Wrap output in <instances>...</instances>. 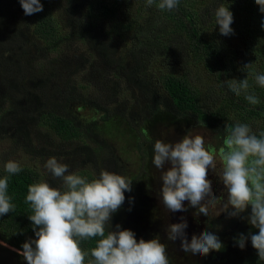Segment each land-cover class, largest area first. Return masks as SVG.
<instances>
[{
  "label": "trees",
  "instance_id": "trees-1",
  "mask_svg": "<svg viewBox=\"0 0 264 264\" xmlns=\"http://www.w3.org/2000/svg\"><path fill=\"white\" fill-rule=\"evenodd\" d=\"M53 1L41 0L43 11L26 16L19 0H0V102H5L0 110V134L21 142L32 156H43L41 148H34L32 129L49 126L60 140L72 145L68 152L72 158L62 162L68 165L69 171L79 157L91 164L95 157L100 159L106 155V166L101 167L103 162L93 163L95 171L79 174L91 181L99 178L104 168L111 173L121 171L113 152L100 137L104 125L121 118L145 122L167 113L178 120L206 127L214 133L220 147L228 128L237 123L252 127V116L262 120L260 131L264 132V87L248 80L249 94L256 95L260 101L257 105L249 104L244 93L236 96L230 90L232 79L247 78L244 66L250 59L242 48L229 45L227 36L221 35L215 22V10L221 4L228 6L233 14L232 35L241 33V39L247 45H258L255 56L264 73V28L261 26L264 13L260 12L255 0H207L201 3L179 0L178 6L171 11L160 10L157 7L160 0H155L152 6H147L146 0H78L77 3L75 0H56L60 7L64 4V13L59 19L51 15ZM211 1L213 3L209 4ZM117 18H121L117 31L104 32L103 24ZM60 25L71 31H61ZM122 27L134 37L133 45L125 50H120L111 39ZM73 41L85 48L76 60L50 57L59 53L66 42ZM161 55L181 71H167L155 76L150 61ZM239 56L243 57V63ZM84 64L92 72L111 70L118 74L138 92L137 103L130 107L125 104L111 107L88 97L73 80ZM198 64L208 67L216 84L218 109L204 108L203 94L195 80L189 78L187 67ZM77 106L80 112L89 107L99 117L84 121L80 113L79 116L76 113ZM254 133L259 135L260 132ZM21 169L12 175L0 170V178L9 177L8 195L15 205L13 211L0 216V241L22 252L26 241L36 239L33 222L29 219L31 206L25 202L28 186L43 180L62 189L63 181L49 172L44 174L28 167ZM132 193L133 190L124 193L125 200ZM246 211L251 214V207ZM238 220L243 223L242 219ZM116 225L112 214L106 233L115 230ZM251 233L258 234V229L253 227ZM98 239L81 242V248L89 253L85 264L91 259L90 250ZM244 251L246 254L241 255ZM227 256L230 262L238 260L241 264L264 262L259 260L250 237L244 249L229 242Z\"/></svg>",
  "mask_w": 264,
  "mask_h": 264
},
{
  "label": "clouds",
  "instance_id": "clouds-1",
  "mask_svg": "<svg viewBox=\"0 0 264 264\" xmlns=\"http://www.w3.org/2000/svg\"><path fill=\"white\" fill-rule=\"evenodd\" d=\"M24 14L33 15L43 11L41 0H19ZM155 0H146L152 6ZM261 13H264V0H255ZM179 0H160V10H173ZM216 24L221 35L234 34L231 28L233 14L228 6L221 4L215 10ZM264 28V21L261 24ZM247 64L244 69H250ZM255 83L264 87V73L254 75ZM230 90L251 105L259 104L254 94H249L248 79H232ZM221 165L218 174L227 190V201L223 202L213 194L211 181L207 179L208 169ZM152 164L162 170V203L171 212L187 211L184 201L197 209V214L209 216V209L223 203V211L229 217H237L251 207L248 223L258 229V234L243 233L234 237L240 249H244L250 237L260 261H264V132H253L246 123H237L227 130L218 149L205 144L201 135H185L178 142L156 140L153 146ZM170 165L164 171L165 165ZM5 171L12 175L19 173L21 166L12 160L5 164ZM44 167L63 181V187H52L46 181L28 186L26 203L30 204L36 239L22 245L19 254L27 264H85L86 253L81 242L99 238L90 250L88 264H170L166 245L158 238L137 242L131 230H108L112 214L116 213L125 201V191L131 192L127 177L103 171L99 178L89 181L76 173H69L68 165L59 163L55 157L49 158ZM9 177L0 178V216L15 209L8 195ZM206 201V202H205ZM231 209V211L229 210ZM180 223L170 224L167 236L170 241L179 239L180 247L186 253L207 256L211 251L219 252L224 245L217 235L204 231L199 236L187 238L188 227L184 217ZM34 245V246H33Z\"/></svg>",
  "mask_w": 264,
  "mask_h": 264
},
{
  "label": "rangeland",
  "instance_id": "rangeland-1",
  "mask_svg": "<svg viewBox=\"0 0 264 264\" xmlns=\"http://www.w3.org/2000/svg\"><path fill=\"white\" fill-rule=\"evenodd\" d=\"M195 1L201 3L207 0ZM75 2L77 3L78 0H75ZM212 3L213 1L209 4ZM63 13L64 4L60 7L59 2L54 0L51 4V15L59 19V15H63ZM120 24L121 18L104 23L103 31L109 33L114 29L117 31ZM60 28L61 31H71V28L69 30L61 25ZM216 30L218 31V28ZM119 31V34H113L111 39L119 45L120 50L130 48L134 43L132 33L123 27ZM241 36V33H235V36H227V39L231 47L242 48L247 58L250 59L248 64H252L251 68L253 69H245L247 70L245 75L254 84V75L256 73H262L255 56V50L259 47L256 43L247 45L246 41H242ZM247 41L251 43L250 39ZM84 49L77 41L71 43L66 42L59 50V53L51 54L50 57L76 60L79 54L84 52ZM142 54L146 56L145 53ZM240 58V62L243 63V57L239 56ZM150 68L155 76L166 73L167 71H174L176 73L181 71L175 63L172 66L165 55L154 57L150 61ZM187 68L190 69L189 78L191 77L195 80L196 87L203 94L204 108L206 110L218 109V90L215 82L208 73V67L198 64L196 67L188 66ZM73 80L88 97L111 107L119 104H125L127 107H130L132 104L137 103L138 92L111 70L92 72L88 69L87 64H84L80 67L78 73L74 75ZM4 106L5 102H0V110ZM79 108L77 106L76 113L78 116L80 113L84 121L99 117L89 107H85L84 112L78 111ZM250 121L253 132H261L260 125H262V120L259 117L252 116ZM103 129L102 135L100 133L101 140H105L121 168V171L115 174L127 177L132 181L131 188L133 193L128 194V200H125L121 208L113 214L121 230L128 229L133 231L137 242L140 239L148 241L158 238L161 243L166 245V254L170 264H241L238 260L237 262L236 260L233 262L228 260L227 245L229 242H235L234 237H237L239 234L243 233L247 236L253 230V227L247 221V217L250 214H246L247 211H245L237 217H229L227 212L223 211L222 203L215 208H210L209 216L206 217L203 214H197V209L190 207L188 201L183 202L187 211L171 212L167 210L162 203L161 196L163 186L161 179L162 170L156 169L152 164L153 146L156 140L178 142L187 134L190 136L201 135L204 137L206 146L212 145L218 149L220 144L213 132L192 121L178 120L167 113L156 115L145 122L131 117L121 118L120 120L111 121L104 125ZM32 135L34 148H41L40 150H43V156L49 153L39 158L32 156L25 150L21 142H18L11 136H3L0 134V170H5V164L9 160H12L17 162L21 167L32 168L46 174L49 171L44 165L49 158L55 157L59 163L66 161V158H72L70 153H68L72 150V145L60 140L56 132L49 126L41 125L32 129ZM105 160L106 155L104 154L100 159L95 157L91 160V164L84 162L82 157H79V161L74 160L75 167H72L69 173L80 174L85 171H95L93 163L100 164L103 162L101 166L103 167L107 163V160ZM168 167L170 165L166 164L164 171ZM103 171L108 170L104 168ZM220 171L221 165L217 159L216 168L214 170L212 168L208 169L207 179L211 181L213 194L218 198H222L223 202H226L227 190L218 176ZM125 193H128V191H125ZM229 210L231 211V209ZM181 217H184L188 224L185 231L189 242L193 234L199 236L201 232L208 231L218 236L224 245L222 250L219 252L211 251L207 256H201L199 254L193 255L181 249V241L179 239L170 241L167 236L168 226L170 224L180 223ZM238 219H242L243 223ZM20 252L0 241V264H27V261L19 254ZM242 254H246V251Z\"/></svg>",
  "mask_w": 264,
  "mask_h": 264
}]
</instances>
